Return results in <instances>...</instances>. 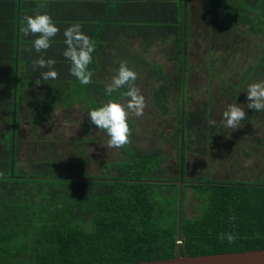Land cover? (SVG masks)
I'll use <instances>...</instances> for the list:
<instances>
[{
	"label": "trees",
	"instance_id": "1",
	"mask_svg": "<svg viewBox=\"0 0 264 264\" xmlns=\"http://www.w3.org/2000/svg\"><path fill=\"white\" fill-rule=\"evenodd\" d=\"M206 1L210 45L215 37L227 45L239 25L249 34L264 31V0ZM37 10L60 29L45 53L32 50L36 37L20 31L24 17ZM181 18L182 0H0V264H121L175 255ZM77 22L96 44L89 65L93 82L86 86L70 74V61L62 54L63 32ZM167 37L175 40L168 51L174 70L142 55ZM117 38L122 44L111 49ZM186 46L184 38V55ZM41 55L56 61L59 76L37 86L35 80L47 70L33 71ZM122 61L156 81L151 101L162 112L169 89L175 91L173 176L166 174L159 149L134 146L122 148L126 158L105 164L97 175L84 174V162L75 156L28 161L27 169L20 165V139L32 134L37 144L39 126L50 120L54 104L93 109L122 99L126 88L111 97L104 91ZM255 66L264 67V50ZM201 117L199 109L184 111L182 140ZM186 197L197 202L192 216L185 213ZM181 201V254L264 247V182L196 177L183 182ZM221 233L233 240L220 239Z\"/></svg>",
	"mask_w": 264,
	"mask_h": 264
},
{
	"label": "rangeland",
	"instance_id": "2",
	"mask_svg": "<svg viewBox=\"0 0 264 264\" xmlns=\"http://www.w3.org/2000/svg\"><path fill=\"white\" fill-rule=\"evenodd\" d=\"M206 2L185 0L187 46L183 62L182 118L184 111L193 109H199L202 117L196 126L187 130L186 139L182 140L181 177L184 182L196 177L264 182V112L245 108L247 116L241 121L242 127L235 131L224 127L222 117L229 104L246 105L249 84L264 81V67L255 66L264 50V31L249 34L239 25L227 45L221 43L219 37L210 45L212 24L208 22ZM128 43L132 48L136 46L133 40L128 39ZM117 44H122L120 38L111 49ZM174 46L175 40L167 37L151 43L142 55L165 69L174 70L176 62L168 52ZM119 49H115L116 53ZM140 69L136 72L135 85L147 107L142 117L129 116L132 127L130 143L126 146L159 149L166 174L173 176L177 156L174 132L178 121L175 91L172 87L169 89L167 110L162 112L151 101L156 81L147 78L146 72ZM118 102L125 103L126 98ZM90 110L81 103L66 108L54 104L50 120L39 126L37 144L31 141L32 134L20 139L19 164L27 169L28 161L43 157L65 160L75 156L84 162V174L97 175L102 173L105 164L125 159L122 148H107L108 136L88 119ZM213 120L215 125L209 123ZM188 191L187 188L186 194ZM196 205L191 197L185 198L187 216L197 212Z\"/></svg>",
	"mask_w": 264,
	"mask_h": 264
},
{
	"label": "clouds",
	"instance_id": "3",
	"mask_svg": "<svg viewBox=\"0 0 264 264\" xmlns=\"http://www.w3.org/2000/svg\"><path fill=\"white\" fill-rule=\"evenodd\" d=\"M81 28V24L77 22L64 30L63 36L66 47L62 54L70 61V74L82 86H86L93 82L94 72L89 69V65L93 61L92 53L96 50V44ZM20 31L25 37H36L32 42V50L37 53H45L51 47L52 38L60 32V29L49 14L37 10L34 15L24 17V24ZM55 63V60L45 59L43 55L35 61L33 71L47 69L40 72V78L35 80V85L38 86L44 81L58 78L59 73L54 68ZM137 78V73L128 67L127 61H122L116 74L112 76L111 82L105 86L104 91L106 96L111 97L114 92L126 88V91L121 92V98H126V102L121 103L109 99L107 103L91 109L87 114L91 123L107 134V148L120 149L129 144L131 136L128 123L129 116L140 118L144 115L147 104L140 89L135 85ZM246 100V105L232 103L227 106L222 114L224 127L234 131L242 127L241 121L245 120L247 116L245 108L264 112V81L253 82L248 85ZM209 123L215 125L216 122L213 120ZM220 239H227L231 242L233 236L221 233Z\"/></svg>",
	"mask_w": 264,
	"mask_h": 264
},
{
	"label": "water",
	"instance_id": "4",
	"mask_svg": "<svg viewBox=\"0 0 264 264\" xmlns=\"http://www.w3.org/2000/svg\"><path fill=\"white\" fill-rule=\"evenodd\" d=\"M184 38H185V0H182L181 18V61H180V103H179V137H178V175H177V211H176V234L177 245L175 255L170 258L149 259L133 261L121 264H264V247L246 249L240 251H225L216 253H205L198 255L181 254L180 242V221H181V187L183 180L182 169V112H183V76H184Z\"/></svg>",
	"mask_w": 264,
	"mask_h": 264
},
{
	"label": "crops",
	"instance_id": "5",
	"mask_svg": "<svg viewBox=\"0 0 264 264\" xmlns=\"http://www.w3.org/2000/svg\"><path fill=\"white\" fill-rule=\"evenodd\" d=\"M98 16V14H96Z\"/></svg>",
	"mask_w": 264,
	"mask_h": 264
}]
</instances>
